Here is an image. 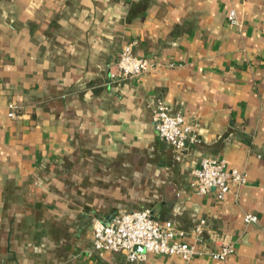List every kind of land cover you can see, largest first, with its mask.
Returning <instances> with one entry per match:
<instances>
[{"label": "crops", "instance_id": "0c3cea01", "mask_svg": "<svg viewBox=\"0 0 264 264\" xmlns=\"http://www.w3.org/2000/svg\"><path fill=\"white\" fill-rule=\"evenodd\" d=\"M129 43L154 67L113 82ZM156 98L195 124L199 144L159 138ZM204 157L246 182L223 199L197 194ZM144 208L187 241L204 219L202 248H236L143 264H264V0H0V263L123 261L93 248V222Z\"/></svg>", "mask_w": 264, "mask_h": 264}, {"label": "built area", "instance_id": "2783aa9c", "mask_svg": "<svg viewBox=\"0 0 264 264\" xmlns=\"http://www.w3.org/2000/svg\"><path fill=\"white\" fill-rule=\"evenodd\" d=\"M231 25H238L234 9L227 12ZM154 64L147 57L138 56L133 44L122 47L115 69L110 73L113 82H120L138 77L150 71ZM19 110L12 105L8 116L17 117ZM151 121L159 138L175 150H183L188 145L199 144L200 137L196 126L185 119L180 112H172L162 98H156L151 114ZM190 186L197 194H206L215 190L217 197L223 199L232 185L246 182V174L228 165L225 159L204 157L199 165L192 169ZM245 223L256 221V215L246 212ZM205 220H198L190 230L191 241L185 239L187 233L176 228L170 221L160 222L149 208L128 211L111 217L109 220L97 219L92 227V245L96 251L119 252L124 255L123 261L113 264H143L146 254L177 256L184 261L196 257L208 256L225 260L235 252V242L223 239L218 249L206 250L200 246L205 239ZM141 246L143 251L135 248ZM0 264H10L3 262Z\"/></svg>", "mask_w": 264, "mask_h": 264}, {"label": "water", "instance_id": "95a60500", "mask_svg": "<svg viewBox=\"0 0 264 264\" xmlns=\"http://www.w3.org/2000/svg\"><path fill=\"white\" fill-rule=\"evenodd\" d=\"M138 248V247H137Z\"/></svg>", "mask_w": 264, "mask_h": 264}]
</instances>
